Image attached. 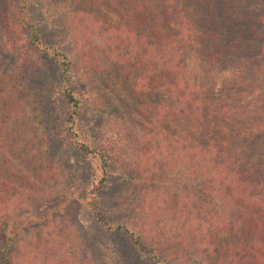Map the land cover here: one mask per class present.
Instances as JSON below:
<instances>
[{"label":"trees","instance_id":"trees-1","mask_svg":"<svg viewBox=\"0 0 264 264\" xmlns=\"http://www.w3.org/2000/svg\"><path fill=\"white\" fill-rule=\"evenodd\" d=\"M151 2L153 0L57 1L58 7L68 5L73 18L70 25L73 33L81 27L80 46L69 45L64 51L63 45L49 47L41 43L39 32L30 20L32 0H0V30L3 33L0 54L9 45L11 49L7 53L19 64L13 73L6 77L2 74L5 78H0V103L5 102L4 105L9 104L15 110L23 107L20 100L24 103L28 113V133L34 139L32 145L40 150L39 153L36 151L35 158L32 155L27 157V151L23 153V159L17 154L13 156L18 163L20 160L23 170L22 173L19 170L14 172L19 178L18 185L13 187L16 191L25 187L24 190L36 193L34 183H43L54 171L41 161L46 152L52 159V150L75 149L95 162L96 175H91L83 186L86 190V184L89 185L85 207L90 215L110 234L126 236L138 253L148 250L146 256L153 264H163L159 254L163 252L168 259V251L173 255L172 264H264V170L262 167L257 170L249 154L243 156L237 139L230 137L232 145L224 141L229 130L240 132L227 124L212 125L216 116H224L222 110L226 108V103L220 102V86L224 88L245 79L252 82L253 76H256L255 84L260 86L263 81L264 35L260 29L264 30V7L258 16L250 7L252 0H244L242 11L241 7L235 10L229 0H206L202 20L214 23V28L206 27L211 33L205 27L198 29L197 38L202 41L203 37H216L218 31L215 30L220 27L231 29L240 37L246 34L248 50L244 44L233 42L231 46L236 48L233 54L245 51V61L235 69H223L225 77L220 76L221 69L217 66L220 79L218 76L209 79V84L213 85H210L212 95L218 94L217 104H220L212 110L207 105L212 95L208 96L205 88L197 85V80L186 84L182 79L186 70L182 47L190 41L186 0H172L163 9L162 21L167 23L173 15L169 21H175L178 26L167 34L161 30V22H155L149 6ZM154 2L161 3L159 0ZM212 11L217 16L212 17ZM256 22L262 28L251 30ZM12 29L15 39L9 41ZM21 32L27 35L19 47L21 51L29 49L34 57L50 53L55 58L51 75L44 76L41 71L33 73L34 67L28 58H25L26 68L21 69L20 60L15 56ZM223 46L227 56L221 57L220 61L231 55ZM218 55L212 54L211 58L215 60ZM1 61L4 62L5 58ZM230 61L227 59V63ZM74 66L77 67L75 70ZM31 72L32 88L25 75ZM109 76L112 80L107 81ZM101 77L109 87L108 98L104 94L102 103L108 104L109 101L116 113L108 115L111 117L108 132L111 133L103 135L95 146L81 138L77 130L81 100L72 90V84H85L84 95L90 99L94 95L92 86ZM11 78L19 80L23 87V91H18L17 99L20 100L4 96L7 82L4 80ZM8 90L15 93L16 85H10ZM250 90L253 88L240 87L238 92H232V96L242 97ZM251 95L252 99L257 98L252 101L254 105L259 109L264 107L260 94ZM258 108L251 111L257 112ZM9 115L5 114L7 118ZM199 119L200 123H196ZM6 120L0 119V127ZM17 122L18 118L11 119L15 130L22 124ZM263 130L264 124L255 122L245 135L250 138L251 134ZM5 146L0 142V156L4 155ZM19 148L18 151L23 150L24 146ZM175 149L180 150L181 155L175 154ZM175 162L188 171V176L183 174L181 181L190 189L192 186V199L163 194L155 185L157 175L170 169ZM7 171L12 172L10 168ZM185 177L189 181H185ZM110 178L116 180L119 190L111 197L114 207L108 210L106 204L103 208L100 206L102 201L97 191ZM13 187L0 182V201L15 192ZM14 196L0 202V238L4 248H9V255L14 251L12 240L25 233L24 223L33 226L39 219L55 215L63 207L60 203H64L60 202L59 206L48 208L42 216L35 217L20 209L22 202H17L16 208L12 200ZM11 207L18 210L13 212ZM117 210L120 214L126 211L129 214L121 221L112 220L110 216ZM50 249L54 254L53 241ZM0 257L5 259V252H1ZM40 259V264H49L48 258Z\"/></svg>","mask_w":264,"mask_h":264},{"label":"rangeland","instance_id":"rangeland-1","mask_svg":"<svg viewBox=\"0 0 264 264\" xmlns=\"http://www.w3.org/2000/svg\"><path fill=\"white\" fill-rule=\"evenodd\" d=\"M57 1L60 0H32V4L30 5V20L39 32L41 43L45 46L57 47L63 45L65 49L62 50L64 51H67L66 48L69 45L73 47L76 45L78 48L80 46L78 40L81 37L79 32L81 27L79 26L75 33H73L74 30L70 28L73 18L70 15V10L67 9L68 5L65 4L64 7H58ZM159 1L161 2L160 5H157L158 3H155L153 0L149 6L154 13L155 22H161L163 25L161 30L163 32L165 31L167 34L170 33L169 31H171V29L174 30V28H178L175 21H169L173 15L169 18L167 23L162 21L163 9L165 7L167 8V5L172 0ZM205 2L206 0H186L187 9L185 12L189 19L190 41L182 47V50H184L182 59L186 66L182 79L186 84L197 80V85L201 88H205L206 93L210 96L213 93L211 87L213 85L209 84V79H215L216 76L219 77L217 66L221 69L220 76L225 77L223 76V69H231L232 67L235 69L236 66L242 65L245 61L243 56L246 55V52H241L238 48L240 52L237 55H234L236 48L232 47L231 44L238 41L241 45H245L244 48L246 51L248 50L246 46V34L244 37H240L235 33V30L231 29L226 30L220 27L218 30H215L218 31L216 37H203L201 38L202 41L197 38L198 29L200 30L207 26H213L214 28V23L212 24V22L202 20V17L206 12ZM228 3L232 5V7H235V10H238L237 8L241 7L240 10L242 11L244 8V0H229ZM63 4L64 2L61 5ZM250 7H252L256 15L259 16L263 13L264 0H252V5ZM248 11L251 12L250 10ZM231 14L232 16H235L233 15V12H231ZM211 16H217V14L212 11ZM204 19L207 18L204 17ZM260 27L259 22L253 23L251 30H259ZM70 29L71 31H69ZM207 30L211 33L209 29ZM260 32L263 36L264 30L260 29ZM1 34L3 33L0 30V36ZM68 34L70 35L68 36ZM26 37V33L21 32L16 45L17 54L15 56L20 60L21 69L26 68L25 58H28L27 61L34 67L33 73L41 71L44 76L51 75L52 71L55 69L53 63L55 58L51 56L50 53L34 57V54H32V51L29 49L21 51L19 47H22ZM8 38H10L9 41L15 39V31L13 29ZM222 44L229 49L231 55L220 61L221 57L227 56L226 48L224 46L222 47ZM5 48L6 49L0 54V78H5L13 73L15 68H19V64H17L15 60H12V56L7 53L11 47L8 45ZM217 53H219L220 56L218 55L215 60L212 59L211 55ZM3 58H5L4 62L1 61ZM218 58L219 61L217 60ZM227 59L231 60L230 63H227ZM211 60H213L209 63L211 65L206 66ZM76 68L77 67L74 66L73 70ZM205 70L207 71L205 72ZM2 74H5V77H3ZM25 75L27 76V79H30L29 87L32 88L34 86V82H31V79H33L32 72L30 74L26 73ZM262 77L263 81L260 82V86L257 83L255 84L256 76H253L254 79L252 82H248V80L245 79L243 82H233L232 85H227L224 88L220 86V94L223 96H221L220 102L223 105L226 103V108L222 110L224 116H216L212 123V125L227 124L236 129L237 132H240V134H237L228 129L229 134L225 136L224 141H227L229 145H232L231 142L233 139H230V137L237 139L238 143L242 146L243 156L249 154L257 170L261 167L262 170H264V130L259 131L254 135L251 134L250 138H247L248 136L245 135V131H247L255 122H261L264 124V107L259 109V106L254 105L252 102L257 98L254 97L252 99L250 97L253 96L251 94H260L261 100L264 101V76ZM109 80H112V76H109L107 81ZM4 81H7L4 87V90H6L4 96L9 95V97L11 96V99L20 100L17 99L19 95L18 91H23V87L18 83L19 80L11 78ZM13 84L16 85L15 93L8 90V87ZM95 84L96 85L92 86L91 89L94 95H92L90 99L84 95V92L86 91L85 84L75 85V83H73L72 90L81 100L80 114L77 117L76 122L80 137L87 139L91 145L97 146L96 144H99L100 140L103 139V135L111 133L110 130L108 132V121L110 122V116L116 113V108L110 105L109 101H106L108 104L102 103L101 97L104 94L106 95V98H108L107 89L109 90V87L106 86L107 82L101 77L97 83L95 82ZM240 87L253 88V90L248 91V93L242 97H233L232 92H238ZM98 93L100 96L97 95ZM232 97L235 98V101L232 100ZM217 101L218 94L215 93L212 100L208 101V107L214 110L215 106L220 105L217 104ZM20 102L23 107L19 108V110L11 108L9 104L8 106L4 105L5 102L0 103V119H7L6 123L3 124V127H0V142H3L6 145L3 148L4 155L0 156V182L3 181L6 186L11 188L18 185V173L14 175V172H18L17 170H19L20 173L23 172L19 165V159L25 157L23 153L27 151V157L32 155L31 157L34 156L33 158H35V154L37 155V153L40 152V150H36L32 145L34 139L28 133V113L24 107V103L21 100ZM252 105L256 107L253 108ZM257 108L259 109L257 112L251 111V109L256 110ZM4 112L5 114L10 113L8 118L5 116ZM14 117L18 118V124H20V122L22 123L20 126L16 127V130L15 125L14 128L11 126V119ZM200 121L201 119L196 123H200ZM23 141H26V143H23ZM21 146H24L23 150L18 151ZM174 151L175 154L181 155L180 150L175 149ZM50 153L52 159H50L49 152H46V156L41 158V161L49 164L54 171L49 173L50 178L43 183L39 185L34 183L35 189L37 190L36 193L30 192L29 189L24 190L25 187L23 190L19 189L16 191V188L13 187L15 192H11L9 196H5L1 199L4 201L9 199L11 195H15L12 199L14 202L13 205L17 208V202H22L20 209L29 212L35 217L42 216L48 211V208H55L60 204L63 205V207L60 208L61 210H58L55 215L52 214L44 220L39 219V222H36L33 226L24 223L25 233L19 234L16 240H12V244L16 246V248L12 245L14 251L11 255H9V248H4L3 240L0 238V253L5 252L6 259L1 260L0 257V264H40L42 261L40 259L41 257L48 258L49 260H47V262H49V264H153V261L146 256L148 250L138 253L132 247L126 236L110 234L106 228L100 226V224L95 221L90 215L88 209H86L85 206L88 204V197H85V194L88 193L87 188L89 185L88 183L86 184V190H83V186L91 175H96L94 160L86 158L75 149L65 151L62 149L52 150ZM15 154L20 156L18 157L19 163L16 158H13ZM37 159L38 158L36 157V160ZM8 168H10L12 172L7 171ZM187 172L188 171L180 163L176 164L175 162V165H172L170 169L157 175L155 185L163 194L177 195L180 198L189 197L192 199L193 196L190 194V192H194L192 186L190 189L185 182L182 183L181 181L183 180L181 178L183 174L188 176ZM42 173L44 175L45 171L43 170ZM43 178H45V176ZM191 178L192 177L189 175V180ZM184 180L189 181L187 177H185ZM190 184L192 183L190 182ZM102 185L101 190L97 191V194L100 196V201H102L99 202L101 204L100 206L103 208L105 206L104 204H106L108 210H111L115 205V202H111V197L113 198V196L117 194L119 185L116 180H112L111 178ZM183 187L185 189H183ZM66 196H70V198L65 199ZM125 204L128 203L126 202ZM208 207L209 205L207 204L206 209H208ZM11 210L15 212L18 209L11 207ZM127 214H129L127 211L120 214L119 210H117L114 211L110 218H112V220L115 219L121 221L122 217ZM41 224H44V226H41ZM51 240L53 241L52 250L55 251L54 254L51 253L50 249L52 248ZM32 254L37 255V257L34 258V255ZM159 258L164 261L162 262L163 264H172L173 255L169 251L168 259L165 258L163 252H160Z\"/></svg>","mask_w":264,"mask_h":264}]
</instances>
